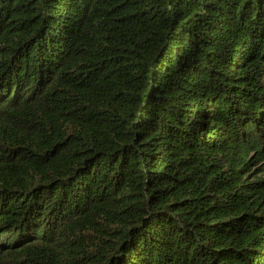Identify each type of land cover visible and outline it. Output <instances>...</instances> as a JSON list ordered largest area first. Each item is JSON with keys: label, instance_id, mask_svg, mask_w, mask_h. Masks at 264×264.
Instances as JSON below:
<instances>
[{"label": "trees", "instance_id": "trees-1", "mask_svg": "<svg viewBox=\"0 0 264 264\" xmlns=\"http://www.w3.org/2000/svg\"><path fill=\"white\" fill-rule=\"evenodd\" d=\"M0 264H264V0H0Z\"/></svg>", "mask_w": 264, "mask_h": 264}]
</instances>
